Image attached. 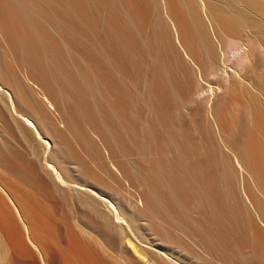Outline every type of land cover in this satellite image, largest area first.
<instances>
[{"label": "bare ground", "instance_id": "6f19581e", "mask_svg": "<svg viewBox=\"0 0 264 264\" xmlns=\"http://www.w3.org/2000/svg\"><path fill=\"white\" fill-rule=\"evenodd\" d=\"M200 1L203 10L223 2ZM240 1L264 18L262 0ZM229 11L264 33L247 11ZM180 47L198 61L205 54L219 58L217 32L196 0H0V94L9 98L15 123L27 127V139L42 141L55 189L104 221L99 226L83 213L82 223L104 236L111 224L118 227L121 263L145 264L152 256L158 264H185L148 231L159 222L187 227L197 207L204 257L218 261L230 251L234 260L264 264V246L252 236L256 223L233 199L225 156L196 134L190 145L188 124L172 128L174 112L191 93L179 74ZM137 151L147 161L132 159ZM0 188V264L6 257L7 264H108L102 240L97 248L87 241L83 225L65 232L58 223L53 237L36 201L24 205L32 195ZM231 236L240 237L235 250Z\"/></svg>", "mask_w": 264, "mask_h": 264}, {"label": "rangeland", "instance_id": "374dc122", "mask_svg": "<svg viewBox=\"0 0 264 264\" xmlns=\"http://www.w3.org/2000/svg\"><path fill=\"white\" fill-rule=\"evenodd\" d=\"M196 4L202 13L208 15L217 32L219 58L215 61L205 54L204 58L198 61L195 54H190L180 47L182 59L179 74L191 88V93L179 103V107L174 112L172 128L188 124L190 145L197 143L193 137L196 134L199 137L202 136L207 148L214 146L220 155L225 156L227 179L233 187H236H234L236 191L233 199L243 207L244 213H247L245 215L252 220L253 224L256 223L252 236H257L261 245L264 246V216L260 213L264 212V33L255 32L253 28L237 22L231 15L229 7L235 6L247 11L246 13L251 14L262 24H264V18L261 14L251 12L240 0H223L222 3L217 4L215 2V8L208 4L206 10L201 7L202 1L196 0ZM178 5L181 7L180 2ZM171 31L174 32L173 28ZM228 52H231V58L227 56ZM241 58L246 59L241 62ZM15 118L9 98L5 94H0V183L12 185L24 195L25 193L28 196L32 195V200L26 195L27 200L23 203L26 206L33 200L36 201L30 205L34 203L33 207L41 212L42 218L47 214L44 218L47 220H43L48 226L51 224L49 227L52 235L56 233L55 226L58 223L64 226L65 232L78 231L76 223L83 225L92 238L87 241L92 242L97 248L96 241L98 238L101 239L110 264H122L118 249V227L111 224L109 234L104 236L98 233V230L91 229L92 227L82 223L81 218L87 213L91 221L99 226L103 225L104 221L89 209H86L87 213L79 211L71 196H63L55 189L50 178L51 174L43 167L48 153L42 141L33 135L27 139V127L21 123V125L15 123ZM43 119L48 126V121ZM238 139L240 144L236 145L235 141ZM6 159L14 166L15 171L5 163ZM132 159L147 161L145 155L140 156L139 151ZM71 167L80 170V167L75 165ZM18 170L21 172L19 173ZM22 172L25 173L22 174ZM125 184L124 188L131 183L125 180ZM139 186V184L136 185V190L142 192L144 188ZM0 192H2L1 188ZM8 204L13 208L10 202ZM198 212L199 209L195 207L191 216L193 218L195 215V222H191L193 219L185 220L189 223L187 227L159 222L157 228L149 229L148 232L152 233L158 246L185 264H224L226 259L231 263L232 258L234 264H245L246 262H243L247 260L245 258L237 259L238 263H236L237 260L234 259L237 257L230 251L228 257L220 256L222 261L204 257L207 255L200 242L202 231H199L201 228L196 223L197 217L199 219ZM48 219L50 223L47 222ZM138 224L143 226L146 223L141 220ZM198 233L201 234L200 239ZM56 236L57 233L53 237ZM80 236L83 237L81 234ZM231 237L232 241L227 238L231 241L230 250H235L237 249L235 243L239 236ZM130 248L133 253L132 247ZM212 253L217 257L223 254L218 251L215 253V250ZM6 259L4 264H7L8 258ZM151 259L147 258L143 261L145 264H158L156 258L151 256ZM213 261L215 263H211ZM248 262L249 260L247 264Z\"/></svg>", "mask_w": 264, "mask_h": 264}]
</instances>
